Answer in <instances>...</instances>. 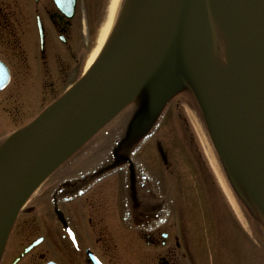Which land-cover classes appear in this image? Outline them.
Returning <instances> with one entry per match:
<instances>
[{
  "label": "rangeland",
  "instance_id": "374dc122",
  "mask_svg": "<svg viewBox=\"0 0 264 264\" xmlns=\"http://www.w3.org/2000/svg\"><path fill=\"white\" fill-rule=\"evenodd\" d=\"M107 4L108 0H78L68 69L54 68L48 78L53 92L30 97L27 93L24 100L14 86L0 92V148L84 75L85 57ZM194 17L205 24L193 26ZM209 20L213 17L206 1L195 0L154 64L27 198L0 250L23 247L42 236L36 252L43 261L37 264L45 263L51 252L42 225L50 217L45 211H26L56 190L60 197H77L86 189L88 197L117 198L113 213L118 214L128 212L131 198L148 195L156 207L149 218L150 231L168 235L166 247L176 264H264V242L234 197L219 151L207 134L220 131L229 167L264 218L254 189L244 183L230 155L223 125L226 107L216 86V42L222 35L218 28L206 26ZM35 97L33 107H27ZM205 112L218 130L213 131ZM158 148L165 155V168ZM127 164L133 166L137 180L133 183ZM67 183L68 190L63 188ZM57 237L61 241L62 234ZM121 240L124 247L115 241L113 264H153V257L164 255L147 248L135 233Z\"/></svg>",
  "mask_w": 264,
  "mask_h": 264
},
{
  "label": "water",
  "instance_id": "95a60500",
  "mask_svg": "<svg viewBox=\"0 0 264 264\" xmlns=\"http://www.w3.org/2000/svg\"><path fill=\"white\" fill-rule=\"evenodd\" d=\"M194 1L136 0L92 68L0 148V245L31 189L60 152L154 64ZM205 1L225 40L264 94V0ZM8 79V74L0 76V91ZM55 215L64 226L56 208ZM40 242L34 241L25 251Z\"/></svg>",
  "mask_w": 264,
  "mask_h": 264
},
{
  "label": "flooded vegetation",
  "instance_id": "af4514ba",
  "mask_svg": "<svg viewBox=\"0 0 264 264\" xmlns=\"http://www.w3.org/2000/svg\"><path fill=\"white\" fill-rule=\"evenodd\" d=\"M77 3L78 0H0V76L8 74L9 78L1 94L11 86L19 90L22 100L27 93L30 97L38 92H53L54 83L48 78L52 76L54 68L61 72L68 69L69 44L76 30L74 19ZM35 99H29L27 107H33ZM217 127L216 122V130ZM207 134L215 150L225 148L219 130L216 134ZM158 153L165 168L166 159L161 148H158ZM217 156L220 158L219 152ZM224 157L225 153L222 152ZM127 168L130 182L137 181L133 166L132 171L129 164ZM222 170L225 172L224 163ZM224 176L227 180L226 173ZM68 184H64L63 188L68 190ZM85 190H80L77 197H60L56 190L44 202L37 200L26 211H45L50 217L49 222L44 224L42 221L44 236L50 240L51 252V258L43 264H93L87 254L95 257L100 264H113V247H117L115 241L118 240L120 246L124 247L125 242L120 239L124 236L128 240L132 233L139 236L147 248L164 252V255L153 257V264H176L171 248L166 247L168 235L159 234L157 230L150 231L153 224L149 218L156 207L152 206L148 195L131 198L127 203L128 212L118 214L113 213V200L116 204L117 198L88 197ZM55 208L62 214L64 226L57 219ZM116 229L119 234H116ZM60 233L61 241L57 237ZM38 239H41L40 243L25 251ZM43 240L40 236L23 247H5L0 252V264H37V261H43L36 252ZM174 248L179 249L177 242Z\"/></svg>",
  "mask_w": 264,
  "mask_h": 264
},
{
  "label": "bare ground",
  "instance_id": "6f19581e",
  "mask_svg": "<svg viewBox=\"0 0 264 264\" xmlns=\"http://www.w3.org/2000/svg\"><path fill=\"white\" fill-rule=\"evenodd\" d=\"M135 1L109 0L105 17L98 29L93 46L85 57L83 65L84 74L99 60L118 34ZM196 15L199 16L198 14ZM213 20L207 21L206 26L212 25L219 29L214 17ZM200 24H205V21L203 22L202 19L199 22L194 17L193 26ZM216 59V86L218 95L226 107L223 125L229 139L233 165L244 183L249 188L252 187L254 189L264 212V94L257 82L237 58L223 35L216 42ZM146 70L123 92L109 102L73 138L37 181L27 198L36 191L47 176L79 144L97 122L134 87ZM15 149L16 147H13L10 152H13ZM3 242L4 240L1 242V245H3Z\"/></svg>",
  "mask_w": 264,
  "mask_h": 264
},
{
  "label": "trees",
  "instance_id": "16d2710c",
  "mask_svg": "<svg viewBox=\"0 0 264 264\" xmlns=\"http://www.w3.org/2000/svg\"><path fill=\"white\" fill-rule=\"evenodd\" d=\"M180 87L182 86V84L179 85ZM178 86V87H179ZM206 115V120H208V122L211 124L212 122V126L211 128L213 129V131L216 130L215 128V122L211 119L210 116L207 115V113L205 112ZM218 129V127H217ZM220 154V158L224 163V170L227 176V180L228 183L231 187L232 193L234 195V197L236 198V200H238L239 205L242 209V211L244 213H246L245 215L247 216V219H250V221L252 223H254L255 228L258 232V234L260 235V238H262V242H264V218L262 217V215L260 214V212L258 211L253 199L251 198V196L248 194L247 190L245 189V187L239 182V180L237 179V177L235 176V173L233 172V170L231 169V167H228V161H227V157H226V152H225V148L223 149H219L217 148ZM222 152L225 153V157L222 158ZM228 164V166H227Z\"/></svg>",
  "mask_w": 264,
  "mask_h": 264
}]
</instances>
